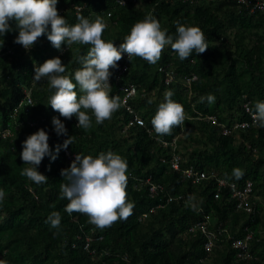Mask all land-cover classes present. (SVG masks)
<instances>
[{"label": "trees", "instance_id": "16d2710c", "mask_svg": "<svg viewBox=\"0 0 264 264\" xmlns=\"http://www.w3.org/2000/svg\"><path fill=\"white\" fill-rule=\"evenodd\" d=\"M57 9L70 26L79 16L90 22L99 18L107 25L102 39L117 47L148 14L168 35H175L177 22L199 27L209 47L182 61L165 46L154 65L122 54L109 80V95L118 97L121 107L102 124L81 109L92 122L83 129L76 127L75 116L65 119L47 105L55 90L33 77L35 66L58 56L66 68L62 75L75 83L74 72L82 67L78 58L90 45L64 44L61 51L45 34L26 50L14 42L18 31L0 35V190L5 193L0 200V264H264V127L257 122L227 135L209 120L216 116L228 125L250 120L244 103L255 111V103L264 102V10L252 11L235 0H57ZM9 23L15 29V21ZM161 66L174 72L169 83ZM132 85L136 92L128 104L144 125L130 124L134 115L122 103ZM26 91L32 106L23 104ZM168 91L182 105L185 122L159 136L151 119ZM76 92L83 95L78 86ZM209 94L215 103L201 102ZM54 116L64 123L66 135L56 134ZM39 129L48 133L53 154L73 136L67 147L71 153L120 155L128 166L126 199L134 204L132 215L103 230L89 224L85 214L69 215L68 200L60 198V186L66 183L61 170L73 160L63 147L56 159L45 156L37 166L48 177L46 183L37 185L22 176L29 167L20 158L22 142ZM174 154L182 158V167L213 176L196 183L185 179L183 171L172 167ZM234 169L242 171V178L235 179ZM214 175L241 187L250 179L247 201L253 211L239 208L238 198L220 188ZM54 211L61 216L59 229L45 222ZM248 233L249 248L240 254L235 240Z\"/></svg>", "mask_w": 264, "mask_h": 264}, {"label": "clouds", "instance_id": "9594fccd", "mask_svg": "<svg viewBox=\"0 0 264 264\" xmlns=\"http://www.w3.org/2000/svg\"><path fill=\"white\" fill-rule=\"evenodd\" d=\"M77 19L78 23L68 25L64 16L58 13L57 0H0V35L18 31L14 42L26 50L45 34L51 45L61 51L64 44L68 48L74 43L90 45L87 54L78 58L82 67L74 72L75 83L62 75L66 68L58 56L49 58L34 68L33 80H46L49 90H55L47 105L65 119L75 116L78 120L77 128L88 129L92 126L91 116L87 111L91 112L97 124H102L111 119L113 113L121 107L119 98L109 95L112 87L109 80L112 75L110 69L118 67L122 54L126 53L129 60L139 57L154 65L160 60L165 46H170L182 61L193 53L197 56L204 53L209 47L199 27L177 22L175 35H168L151 14L131 27L130 33L124 37L119 47L114 42L102 39L107 25L99 18L94 22L83 16ZM9 21H15V29ZM77 86L83 93L79 97ZM172 95L171 91L165 93L164 102L158 105L151 119L152 128L159 136L170 135L174 127H181L185 122L184 109L171 99ZM205 100L209 105L215 103V97L211 94L201 98V102ZM148 103L152 101L149 100ZM254 108L255 111L252 108L246 110L251 113L254 122L264 127V102H256ZM52 124L58 136L67 134L59 117L54 116ZM48 141V133L39 129L22 142L20 158L29 167L24 168L21 175L37 185L48 181V177L37 171L43 158L51 156L54 160L61 147L67 149L74 143L73 136H69L63 145L56 146V154H53ZM127 167V162L112 151L101 152L96 157L77 153L70 166L61 170L66 183L60 186V198L68 200L65 211L69 215L73 212L85 214L88 223L101 230L126 220L132 215L134 208V204L126 199ZM233 175L235 179H240L243 173L234 169ZM4 196V191L0 190V200ZM45 222L51 228L59 229L61 216L54 211Z\"/></svg>", "mask_w": 264, "mask_h": 264}, {"label": "built area", "instance_id": "2783aa9c", "mask_svg": "<svg viewBox=\"0 0 264 264\" xmlns=\"http://www.w3.org/2000/svg\"><path fill=\"white\" fill-rule=\"evenodd\" d=\"M247 7H251V10H264V0H235ZM118 2L120 4H125L127 2V0H118ZM111 13L109 12V15ZM127 56V54H126ZM121 68L119 73H121ZM160 71L164 72L167 75L166 81L167 83H169L173 78H174V72L166 66H161L160 67ZM197 76V75H196ZM196 76H194L193 78H196ZM29 91H26V101L23 100V104H25V106H32L34 104V100L32 98V96L30 95V93H28ZM136 92V88L134 85H132L130 88L127 89V94L126 96L123 97L122 103L124 104V106L126 107L127 111H129L130 113H132L134 115V117L132 118V121L130 122V124H134L135 122L139 125H144L145 124V120L140 116L139 112L134 109L131 105L128 104V97L131 96L132 94H135ZM244 109L245 111L250 114V120H242L238 123H236L234 125V127H249L251 125H255L257 122H254L253 117L251 115V113L249 111H247V108H251V105L249 102L244 103ZM200 119L203 118V116L200 114V116H198ZM209 120H211L213 123L219 125L222 127V131L224 134H230L232 131V128L227 126L226 124L219 122V120L217 119L216 116H209ZM1 135L6 136V132L1 133ZM163 143L167 144L166 141H164ZM66 155L68 156L69 159L74 160L75 155L77 153H71L70 150L65 149ZM181 160L182 158L180 157V155L174 154L173 157L170 158V162L172 164V167L175 170H180L183 171V175L184 178L187 180H190L194 183L203 180V179H208L213 175H209L207 172L203 171V170H198L196 169L194 166H189V167H182L181 166ZM215 174V173H214ZM217 178L218 181V185L220 186V188H227L230 190V194L232 196H235L238 198V207L239 208H244L246 211H253V208L251 205H249L248 203V198L250 195V192L252 190V186L253 183L250 179H248L246 181V183L241 187L240 185H238L236 182L233 181H228L225 178L222 177H218L214 175V178ZM157 190V185L153 184L151 187V191L152 192H156ZM219 193V192H218ZM219 194H216V196H218ZM252 238V233H248L246 235L245 238H237L235 240V246H237L238 248L241 249L240 254H243V252L249 248V241ZM207 248L210 249L212 247V243L211 241L207 242ZM88 246V244H87Z\"/></svg>", "mask_w": 264, "mask_h": 264}, {"label": "rangeland", "instance_id": "374dc122", "mask_svg": "<svg viewBox=\"0 0 264 264\" xmlns=\"http://www.w3.org/2000/svg\"><path fill=\"white\" fill-rule=\"evenodd\" d=\"M240 121H242V120H235L232 124H229V125L226 124L227 126H229V127L232 128L231 133H232L233 131L237 130V129H242V127H234V125H235L236 123L240 122ZM244 128H246V127H244ZM231 133H230V134H231Z\"/></svg>", "mask_w": 264, "mask_h": 264}, {"label": "bare ground", "instance_id": "6f19581e", "mask_svg": "<svg viewBox=\"0 0 264 264\" xmlns=\"http://www.w3.org/2000/svg\"><path fill=\"white\" fill-rule=\"evenodd\" d=\"M127 62V61H126Z\"/></svg>", "mask_w": 264, "mask_h": 264}]
</instances>
